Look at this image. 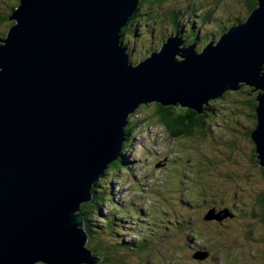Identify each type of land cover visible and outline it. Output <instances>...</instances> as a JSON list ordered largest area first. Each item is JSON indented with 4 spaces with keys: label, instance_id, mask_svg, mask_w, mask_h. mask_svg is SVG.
I'll list each match as a JSON object with an SVG mask.
<instances>
[{
    "label": "water",
    "instance_id": "water-1",
    "mask_svg": "<svg viewBox=\"0 0 264 264\" xmlns=\"http://www.w3.org/2000/svg\"><path fill=\"white\" fill-rule=\"evenodd\" d=\"M256 1L201 54L178 49L174 36L131 66L121 31L140 0H18L0 41V264L98 261L82 249L77 212L140 104L198 114L240 82L260 89L250 139L264 166V0Z\"/></svg>",
    "mask_w": 264,
    "mask_h": 264
},
{
    "label": "rangeland",
    "instance_id": "rangeland-1",
    "mask_svg": "<svg viewBox=\"0 0 264 264\" xmlns=\"http://www.w3.org/2000/svg\"><path fill=\"white\" fill-rule=\"evenodd\" d=\"M215 1L202 0V4L199 3V7L204 9L200 8L198 11L206 10L208 7H213L217 11L210 15L205 23L197 25V21L202 18L198 11H195L196 15L191 19L181 17L184 18L180 22L184 29L199 37L196 43H192L196 51H200L212 40L218 42L220 35L212 37L209 41L206 39L211 33H217L216 27L220 25L218 18L222 16L219 15L220 11L231 13L234 17H241L242 12H246L243 0H219L217 1L219 4ZM169 2L170 0L167 3ZM15 5V0H0V17L8 14ZM138 25H141V30L137 33L132 32L124 44L130 53L129 61H132V64L134 61L138 63L147 58L161 46L154 41L156 35L153 33L156 34V30L153 32L146 27L142 29L145 25L141 22H138ZM8 27V23L0 22V37H3ZM210 28L215 32H210ZM169 31L168 36L175 34L168 24L165 31H162L163 35ZM183 42L186 46L190 45L187 40L183 39ZM243 86L247 88L245 84ZM239 90L233 91L235 94L228 93L224 97L225 100H220V106L218 101L213 104L218 113L210 118L208 126L211 132L226 136V141L230 140L232 144H237L235 137L238 138V134L244 132L237 128L238 126L242 129L252 127L248 132L250 137L254 128L253 122L255 123L250 117L251 113L239 106L243 102V99H237L240 93L236 92ZM258 93L251 92V95L253 94L251 97L256 98ZM225 102L229 107L223 105ZM149 104L151 103L146 105ZM140 105L133 113L136 114L135 117L129 121L132 126L137 127L129 133L130 140H127L122 151L123 166L115 171L113 176L108 173L107 182L103 183L102 187L99 185V190L110 191L107 201L111 199L114 203V210L111 209V204L107 205L94 221L95 231H100L95 237L103 241L100 254L110 256V260L114 257L121 259V264H264L261 255V259L259 257L260 252L264 251V221L262 223L257 214L258 221L247 219L246 216L250 214L245 208L249 205L256 207L257 195L261 194L260 189L264 186L261 173L256 175L257 181L243 173L254 169H248L245 154L240 164L231 163L227 167L224 156L226 154L220 150L222 148L218 140L213 138L218 137L215 133L202 139L185 136L188 139L181 137L177 139L168 136L167 131L155 119L151 122L143 120L151 116L152 108L145 109ZM234 130L239 131L238 134H235ZM208 133L207 130L206 134ZM234 150L236 153L244 151L243 148H239L238 151L236 147ZM234 166L240 167L241 171ZM223 170L227 171L225 179H222ZM254 172L257 170L254 169ZM113 211L117 215L120 214L119 218H115L117 225L114 228H104L105 219H108ZM229 211L235 213L231 220L226 219ZM180 219L182 224L179 223ZM191 226L195 227L196 235H187L186 239L183 238L185 234H181V227ZM149 227L151 231H148ZM153 230H157L158 233ZM141 235L147 238L150 235L154 239L157 235L160 237L146 247V251L150 247L153 248L151 252L126 253L129 244L138 241L136 237ZM92 246L87 242L88 249ZM198 253H201V259L196 258Z\"/></svg>",
    "mask_w": 264,
    "mask_h": 264
},
{
    "label": "trees",
    "instance_id": "trees-1",
    "mask_svg": "<svg viewBox=\"0 0 264 264\" xmlns=\"http://www.w3.org/2000/svg\"><path fill=\"white\" fill-rule=\"evenodd\" d=\"M168 1L169 0H140V3L138 5L137 9L134 11V13L131 16L130 20L128 21L127 25L122 29V31H121L122 37L121 38L124 40V38H126V36L128 34H131L132 32L137 33L139 30H141L140 29L141 25H138V22L139 23L141 22L142 24L145 25L142 27V29H144L146 27L147 30H151L153 32H155V30H156V34L153 33L154 36L156 35L155 36L156 39H154V41L156 40L155 42H157L159 45L160 44L162 45V43L164 42V39H166L168 34H170V31H169L168 33H165L163 35V32L165 31V26H167L168 24L175 31V32L173 31L175 33V35L179 34V36L183 37V39L185 41L187 40V42L189 44L196 43V41L199 38L198 35L192 34V32L190 33L189 31H186L184 29L183 25L180 24V22L184 18L185 19L193 18L194 15H196L195 11H198V9L203 8V7H199V3L202 4V2H201L202 0H170V2L167 3ZM217 1H219V0H216L215 2L218 3ZM256 2H257L256 0H243V4L246 7V12H242L243 14L241 17L240 16L234 17V16H231L232 15L231 13H226L225 11H220L221 14H219V15H222V16H220V18H218V22L220 23V25L218 27H216L217 33L216 34L211 33L210 37L206 40L209 41L214 36L223 35V33H225L227 31V29H229L233 25H237V24H240L242 21H245L246 18L248 17V15L251 13V11L256 7V5H257ZM15 3H16L15 6H17L18 0H15ZM208 4H210V2ZM15 6H13V8L11 10L9 9L10 10L9 13L5 14L4 17H2V18L0 17V22L9 24V27L5 31L3 37H6V34L9 30L10 26H12V24H13V21L9 22L8 17L10 16V13L14 9ZM215 11L216 10L213 7H208V9H206V10L198 11V12H200V15L202 16V18H201V20L197 21V24L200 25V23L202 24V23L206 22V20L209 19L210 15H213L215 13ZM223 12H224V14H223ZM182 16L184 18H181ZM225 23H227L228 25H224ZM220 26H221V28H219ZM129 29H130V31H128ZM213 30H214V28H213ZM181 31L184 34H182ZM210 32H215V31H211V28H210ZM3 37H0V38L2 39ZM1 39H0V41H1ZM133 63L135 64L136 62L134 61ZM250 88L251 87H248V86H247V88H244V86H243L242 89H240L236 93H240V95L238 96L237 99H243V102H241V104L239 106L241 108L245 109L246 111H249L253 115L252 119L255 120V123L253 126L255 127V124H256L255 107H256L257 103L255 102V98L251 97L253 95V94L251 95V91H253V88H251V89ZM228 93L230 95L235 94L234 92H225L219 98V100L216 99V100L210 101L203 108L204 110L205 109L206 110L203 111L202 114H197L194 111L181 108L178 105H176V106H162V105L157 104V103H152L149 105H142L141 108H145V109L152 108L151 116L149 115V116H147V119L144 118L143 120H147V121L151 122L152 119H155L156 122L159 123L161 125V127L164 128L165 131H167V133H168L167 135L171 136L172 138L179 139L178 137H181V139H183V138L188 139L185 137H190L192 139L194 137H198V138L202 139L203 137H208V135L211 136L212 133L213 134L215 133L218 135L217 132H211V129H209V127H208L209 121H211L210 118H213L218 113L216 111V108L213 107L214 106L213 104L218 101V104L220 106V102L225 100L224 97L227 96ZM223 105L229 107L227 102L223 103ZM221 110L223 111L224 108H222ZM135 115L136 114H132L131 116H129L128 119L132 120L135 117ZM136 127H137V125L132 126L131 122H129L128 126H126V129H124V131L127 134L126 135L127 138L129 137V133L130 132L132 133ZM237 128H240L241 130L244 131V132H241L238 134L239 131L234 130V133L238 134V136H239L238 138L234 136L237 139V144L236 143L232 144V141H230V140L226 141V136H222L221 134L218 135V137H213V136L212 137L218 140V143L220 144L219 146H220V148H222L220 150L222 152H225L226 155H224V156H225L226 161H227L226 163L228 164L227 167H229L231 163L240 164L241 160L243 159V154H245V159L248 160V164H249L248 169L254 168L255 170H257V172L255 173L254 169H253V170H249V171L243 172V173L246 176H250V177L254 178L256 181L258 180L256 175L261 173V175H262L261 180L263 181V184H264V168L259 167L260 168L259 169L257 166L258 161L256 160V157H255L254 148H253L254 146H253L252 141L250 140L249 133H248L249 132L248 129H250V128L242 129L240 126H238ZM207 130L209 131L208 134H206ZM124 145H126V141L123 142L122 146H124ZM235 147L238 149V151H239V148H243L244 149L243 153H241V152L236 153L235 152L236 150H234ZM122 151H123V148L121 149L119 159L116 160L115 162L111 163L109 165V167L104 171L103 175H101V177L98 179V181L95 182V184L93 185L92 191H91L92 192L91 201L81 205L80 211H79L80 214H82V216H83L84 230L88 236V243L93 245L92 247H90V250L92 251L93 256L100 257V262L98 264H121L120 263L121 259L114 257L110 260V256L100 254L101 245L103 244V241L101 242L100 239L95 237V236L99 235L100 231L99 232L95 231L96 225H94V221H95V219H97V216L101 213V211L105 207H107V205L111 204L110 207H111V209H113L114 203L111 201V199H109L107 201L108 194L110 191L109 190H102V191L99 190V185H100V187H102L103 183L107 182V180H108L107 174L108 173H111L110 176H113V173L115 171L117 172L121 168V166H123L122 161H124V154H122ZM228 158H230V159H228ZM235 168L238 169V171H241L240 167L239 168L235 167ZM226 176H227V171L223 170L222 179H225ZM260 190H261V194L257 195V202L255 205L256 207H252L249 205V206H246L245 208H246L248 214H250V216H246L247 219L250 218L252 220L258 221V217H259L260 221L263 223L264 220H262V218L264 217V186H262ZM202 191H204V188H202ZM105 197H106V199H105ZM196 197H197V195H196ZM187 198H189V197H187ZM189 201L192 202L190 200V198H189ZM191 205L192 204H190V206ZM115 211H113V213H111V216L108 217V219H105V222H104L105 227L104 228H114L117 225L115 222V218H119L120 214L117 215L115 213ZM229 212H230V214H229V217L226 218L227 220H231V218L233 219V217H235V213H233V212L231 213V211H229ZM256 214L258 215L257 218H256V216H257ZM181 219L179 221L180 224H182ZM237 219H239V217ZM256 225H258V224H256ZM151 230L152 229L149 227L148 231H151ZM153 231L156 232L157 230H153ZM194 231H195V227L191 226L189 228H184V227L182 228L181 227L180 232H181V234H185L183 236V238H185L187 235H192V236L196 235V234H194ZM156 233H158V232H156ZM151 235L153 236L154 233H151ZM159 237H160L159 235H157L156 239L150 237V235L148 238L144 235H141V237H136L138 239V241L131 242L129 244V247L127 248L128 252H126V253L146 254L147 251L151 252L153 250V248L150 247V249L146 251L145 250L146 247L148 246V244L155 243ZM93 238L95 241L93 240ZM150 239H153L155 241L151 242ZM136 242H137V244H135ZM114 248L118 249L119 247H114ZM260 255L264 260V251L263 250L260 252L259 257H260ZM261 257H260V259H261Z\"/></svg>",
    "mask_w": 264,
    "mask_h": 264
},
{
    "label": "bare ground",
    "instance_id": "bare-ground-1",
    "mask_svg": "<svg viewBox=\"0 0 264 264\" xmlns=\"http://www.w3.org/2000/svg\"><path fill=\"white\" fill-rule=\"evenodd\" d=\"M180 15V14H179ZM205 23V22H204ZM198 25V24H197ZM205 25V24H204ZM187 27V26H186ZM190 29V28H189ZM197 29V28H196ZM195 31V30H194ZM173 32V31H172ZM224 34V33H223ZM175 36V37H174ZM201 36H203V35H201ZM200 36V37H201ZM222 35H220L219 36V38L221 37ZM175 38V39H180V41H183V39L182 38H180L178 35H169V36H167L166 37V39L164 40V42L162 43V45L160 46V49H161V47L163 46V44L166 42V40L167 39H169V38ZM207 43V42H206ZM205 43V44H206ZM209 43H212V44H216L217 42H215L214 40H212V41H210ZM208 45V43L200 50V51H196V49H195V46H194V44H190V45H184V42H182L179 46H177V48L178 49H186L187 47H189V46H192V50H193V53L194 54H196V55H198V54H201V52L204 50V48L206 47ZM121 47L124 49V51H125V53H126V55H127V59H128V64L129 65H131V66H136L139 62H141V61H143V60H145V59H147L151 54H153V53H157V52H159V50L158 51H154V52H151L150 53V55L147 57V58H145V59H143V60H141V61H139L138 63H136V64H132L131 62L132 61H129V54L130 53H128L127 52V47L124 45V44H122L121 45ZM201 47V46H200ZM199 48V47H198ZM193 54V55H194ZM177 59H179V58H177ZM180 60V59H179ZM243 84H245V83H242V84H238L237 85V87H239L238 88V90L242 87V85ZM246 86H248V85H246ZM248 87H251V88H253V90H254V87L253 86H248ZM260 89H256L255 91L256 92H260L259 91ZM224 92H233V91H229V90H227V91H223L222 92V94H220L218 97H216V98H214V99H210V100H207L206 102H204V103H202V104H200V112L198 113V114H202L203 113V108L210 102V101H213V100H216V99H218V98H220L223 94H224ZM152 104V103H151ZM176 105H178V104H176ZM176 105H174V106H176ZM140 106H142V105H140ZM179 106V105H178ZM138 108V107H137ZM256 108V107H255ZM184 109H187V108H184ZM136 110V109H135ZM134 110V111H135ZM189 110H191V111H194V110H192V109H189ZM134 111L132 112V113H130L128 116H127V118H126V124H125V126L123 127V129H122V131H123V135H124V137H123V140H122V142H121V144H120V150L123 148L124 149V147H126L125 145L124 146H122V144H123V142H125L127 139V137H126V132L124 131V129L126 128V126H128V124H129V116H131L133 113H134ZM195 112V111H194ZM255 128H256V124H255V127H254V129L252 130V132L255 130ZM255 148V147H254ZM120 150H119V153H120ZM254 152H255V150H254ZM119 153H118V156L116 157V159L115 160H113V162H115L116 160H118L119 159ZM256 155V154H255ZM257 160V159H256ZM258 161V160H257ZM113 162H111V163H113ZM258 162H260V161H258ZM110 163V164H111ZM109 164V165H110ZM109 165L107 166V168L109 167ZM259 166V165H258ZM259 167H261V168H264V166H259ZM107 168H105L104 170H103V173H104V171L107 169ZM103 173H102V175H103ZM95 183H93L92 185H94ZM91 185V186H92ZM92 199V198H91ZM91 199H90V201H91ZM90 201H88V202H90ZM80 211V210H79ZM78 213V215H80L81 217H82V223H81V225H80V227H81V231H82V234H83V236L85 237V240H84V243H83V245H82V247H83V249L84 250H86V251H88L89 252V257H91V258H95V259H98V261L95 263V264H98L99 262H100V257H95V256H93V253H92V251L90 250V249H88L87 247H86V244H87V242H88V236H87V234H86V232H85V230H84V220H83V216H82V214H80V212H77ZM210 215H212V213H209ZM77 215V214H76ZM242 215H244L243 213H242ZM204 219V221H205V218H203ZM222 219V218H221ZM200 252V251H199ZM199 255L197 256L196 255V258H198V259H201L202 258V256H200L201 255V253H198ZM205 256H206V253H205ZM204 256V257H205ZM80 264H83V263H80Z\"/></svg>",
    "mask_w": 264,
    "mask_h": 264
},
{
    "label": "flooded vegetation",
    "instance_id": "flooded-vegetation-1",
    "mask_svg": "<svg viewBox=\"0 0 264 264\" xmlns=\"http://www.w3.org/2000/svg\"><path fill=\"white\" fill-rule=\"evenodd\" d=\"M131 29V28H130ZM130 29L128 30V31H130ZM174 31V30H173ZM177 34V33H176ZM130 34H128L127 36H126V38H124V40L121 38V44H125L126 43V40H127V37L129 36ZM172 35V34H171ZM173 35H175V34H173ZM126 39V40H125ZM188 45V44H187ZM251 116V118H253V115L251 114L250 115ZM253 125H254V122H253ZM252 127H250V129H251ZM250 129H248V130H250ZM253 130V129H252ZM127 140H130L129 139V137L128 138H126ZM127 140H126V142H127ZM213 210H214V208H213ZM227 217H229V216H227Z\"/></svg>",
    "mask_w": 264,
    "mask_h": 264
},
{
    "label": "clouds",
    "instance_id": "clouds-1",
    "mask_svg": "<svg viewBox=\"0 0 264 264\" xmlns=\"http://www.w3.org/2000/svg\"><path fill=\"white\" fill-rule=\"evenodd\" d=\"M5 37H3L1 40H3ZM39 264H41V263H39Z\"/></svg>",
    "mask_w": 264,
    "mask_h": 264
}]
</instances>
